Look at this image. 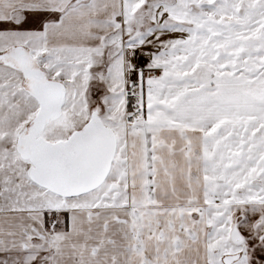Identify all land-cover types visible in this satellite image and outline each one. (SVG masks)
Wrapping results in <instances>:
<instances>
[{"label":"snow or ice","instance_id":"1","mask_svg":"<svg viewBox=\"0 0 264 264\" xmlns=\"http://www.w3.org/2000/svg\"><path fill=\"white\" fill-rule=\"evenodd\" d=\"M0 264H264V0H0Z\"/></svg>","mask_w":264,"mask_h":264}]
</instances>
